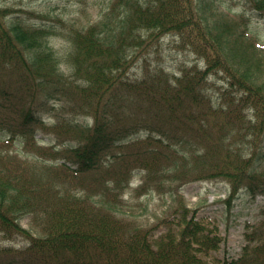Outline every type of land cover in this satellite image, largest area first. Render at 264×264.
<instances>
[{"label":"trees","instance_id":"1","mask_svg":"<svg viewBox=\"0 0 264 264\" xmlns=\"http://www.w3.org/2000/svg\"><path fill=\"white\" fill-rule=\"evenodd\" d=\"M5 1L0 99H20V111L0 116V141L38 143L48 128L44 114L65 104L75 116L91 113L95 128L68 148L75 164L68 170L80 187L0 182V233L28 241L1 246L0 264H212L201 252L222 239L188 219L187 207L179 228L157 237V224L142 228L128 216L140 199L168 192L174 198L191 181L229 182L230 197L264 193V161L242 151L264 140V55L248 25L251 13L264 19V0H242L241 13L218 0H107L96 22L66 29L12 15ZM60 34L70 43L66 70L50 44ZM166 34L196 63L174 75L157 65L130 78L132 55L147 49L146 37L153 43ZM122 113L134 119L130 128L103 129L104 116L107 122ZM133 180L137 185L124 193ZM25 214L29 227L19 222ZM244 237L240 254L218 264H264V206Z\"/></svg>","mask_w":264,"mask_h":264},{"label":"rangeland","instance_id":"2","mask_svg":"<svg viewBox=\"0 0 264 264\" xmlns=\"http://www.w3.org/2000/svg\"><path fill=\"white\" fill-rule=\"evenodd\" d=\"M107 0H7L6 6L12 9V15L30 16L31 20L37 18L53 23L56 28H70L72 25L87 27L96 22ZM220 6L231 9L238 13L243 10L242 0H218ZM103 4V5H102ZM248 25L251 33L256 36L257 45L262 48L264 55V19L256 13L248 15ZM155 42V43H154ZM149 40L146 37L145 46L132 55V60L127 69L130 78L141 77L147 69L157 65L166 66L170 74L178 72L184 65L196 63L195 54L188 51V48L180 47L177 37L166 34ZM152 43V44H151ZM50 44L62 69H67V52L70 47L69 41L63 35L53 36ZM264 59V57H263ZM51 105L61 106L55 101ZM66 107L52 109L44 114L47 130L39 134L41 141L33 144L20 145L18 141H0V182L9 179L12 186L26 185H47L68 187L75 189L80 187L81 179L76 174H70L68 169L75 167L70 157L68 148L71 145L84 143L94 132L95 119L91 113L75 116ZM20 108V99H0V116H16ZM249 111L248 115L251 116ZM19 118V117H18ZM101 119L104 130L113 134L130 128L134 122L127 113L118 116L108 117L107 122ZM135 136H146V133L136 132L129 134L128 138ZM264 139V138H263ZM264 140H256L250 147L242 145L245 158L257 160L258 156L264 161ZM247 143V142H246ZM244 143V144H246ZM39 146L42 149H39ZM120 150V149H118ZM132 180V179H131ZM133 180L130 184L125 183L123 192L129 194L137 185ZM229 182H218L213 180L191 181L182 186L174 198L168 193H157L140 199L133 215H129V221L142 228H158L154 232L157 237L169 228H179V220L183 216L182 208H188L187 218H198L205 225L207 233L210 231L221 237L219 247L208 249L201 255L212 264L224 258L237 257L242 251L245 224L255 223L260 219V209L264 204V193H259L261 201L248 199L247 196H233L228 198ZM222 193H225L223 197ZM227 198V199H225ZM137 200V199H133ZM259 201V202H258ZM23 226L29 227V216L27 214L20 218ZM28 245V241L22 238H9L0 233V247L11 246L22 248Z\"/></svg>","mask_w":264,"mask_h":264}]
</instances>
